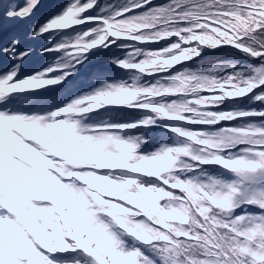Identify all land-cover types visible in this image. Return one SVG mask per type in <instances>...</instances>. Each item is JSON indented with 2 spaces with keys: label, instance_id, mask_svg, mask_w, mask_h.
<instances>
[{
  "label": "snow or ice",
  "instance_id": "6c2138e0",
  "mask_svg": "<svg viewBox=\"0 0 264 264\" xmlns=\"http://www.w3.org/2000/svg\"><path fill=\"white\" fill-rule=\"evenodd\" d=\"M40 4L0 0V264H264V0Z\"/></svg>",
  "mask_w": 264,
  "mask_h": 264
},
{
  "label": "trees",
  "instance_id": "16d2710c",
  "mask_svg": "<svg viewBox=\"0 0 264 264\" xmlns=\"http://www.w3.org/2000/svg\"><path fill=\"white\" fill-rule=\"evenodd\" d=\"M66 3H68V0H66L64 2L55 1L53 3V6L51 7V9L48 11V13L53 12L55 9L60 10L61 8L64 7V5ZM106 54L107 53L103 54V56L96 61V67H95L94 70L108 67L107 60L110 57V55H112V53H108L109 55L107 57H106ZM229 58H231V54L229 52H227V51H225L223 53H218V52H215V51H209L197 63H198V65H210V64H212L214 62H218L219 60L229 59ZM94 70H92V71H94ZM116 75H117L118 78H127L123 73H116ZM122 116L126 117V118H139L138 114L134 113V112H131L129 114H124ZM156 142H157L156 139L153 140V145H155Z\"/></svg>",
  "mask_w": 264,
  "mask_h": 264
},
{
  "label": "rangeland",
  "instance_id": "374dc122",
  "mask_svg": "<svg viewBox=\"0 0 264 264\" xmlns=\"http://www.w3.org/2000/svg\"><path fill=\"white\" fill-rule=\"evenodd\" d=\"M42 9H43V8H42ZM42 9H37V10L35 11L33 17L38 16V14L40 13V11H41ZM25 25H27V24H25ZM25 25L20 26V29H22ZM40 61H41L40 64H42L43 61H44V58H43V57H40Z\"/></svg>",
  "mask_w": 264,
  "mask_h": 264
}]
</instances>
